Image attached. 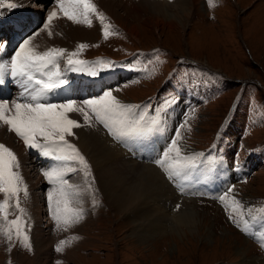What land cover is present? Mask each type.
I'll return each mask as SVG.
<instances>
[{"label": "rangeland", "instance_id": "rangeland-1", "mask_svg": "<svg viewBox=\"0 0 264 264\" xmlns=\"http://www.w3.org/2000/svg\"><path fill=\"white\" fill-rule=\"evenodd\" d=\"M199 1L201 15L190 17V23L184 29L178 27L172 30L165 25L156 29L141 25L137 38L114 19L106 17L102 10L104 7L97 3L96 8L100 7L97 11L103 13L105 19L101 22L95 14L90 17L97 26L95 36L66 46L67 52H73L80 44L86 45L76 58L87 61L89 68L99 69L98 73L103 71L102 64L109 65L110 61L119 59L112 61L113 65L108 67L117 72L108 79L109 84L102 92L113 89V95L122 103L139 105L140 108L134 109V112L136 118L144 116L143 124L157 122L148 137L130 141L129 147L116 141L94 117L91 125L86 122L81 124L83 133L97 134L110 150L121 154L126 168H141L145 185L154 183L150 198H145L130 211L137 218L139 230L143 227L147 230L146 221L153 219L171 226L178 216L172 214L179 208H185L187 203L193 204L199 229L194 234L184 229L187 232L184 235L171 230L143 240L130 237L131 225L126 214L112 216L105 210L100 183L83 151L92 176L87 178V183L82 173H71L66 179L74 185L72 202H76L77 208L74 205L72 208L83 209L85 215L78 223L72 222L65 231L64 224L57 226L53 219L48 192L54 186L43 175L44 170H49L57 162L42 164L39 152L23 151L17 158L19 167L14 169L20 173L17 185L20 191L7 197L8 204L0 212V264L36 261L37 250L29 233L36 228H40L45 237L44 245L48 251L42 261L37 260L38 264H241L244 254L264 258V0ZM34 5L38 6L35 2L24 4L20 10H2L0 42L7 38V42H15L14 48L11 44L10 48L9 45L5 47V41L2 44L3 49L8 48L12 55L22 40L33 33L47 34L46 39L50 41L63 39L67 42L66 30L74 25L59 12L55 0L40 4L37 12L32 11ZM54 8L58 17L51 22L49 30L52 36L49 38L48 30H40ZM26 20L31 24L37 23L30 30L23 24ZM6 21L9 27L4 32L2 24ZM105 24L111 25L112 34L107 40L103 35ZM14 25L18 26L21 35L12 38L8 34H11L9 31ZM41 35L34 38H41ZM65 63L66 60L60 61L62 71L68 67ZM81 72L88 74L87 70ZM6 79V86L13 82L9 75ZM240 81L242 84L238 83ZM245 81L247 83L243 85ZM236 93L238 105L229 114L231 116L221 131L222 117ZM52 94L49 99L56 100L58 90ZM14 95L11 86V94L6 99H17ZM172 105L174 110H168V106ZM153 108L162 112L151 120L149 112ZM144 112L147 114L144 115ZM80 117L78 114L77 119ZM177 131L180 133L178 143L198 150L179 145L182 155L204 154L199 157L198 168L189 180L183 182V186L178 180L170 181L155 163L170 145V140L177 139ZM217 135L220 136L218 142L215 140ZM0 144L17 155L15 139L11 144L7 141ZM213 144L217 152L210 150ZM100 152L105 159L109 157L107 151ZM30 164L36 165L32 171ZM208 177H213L212 181ZM174 184H178V190ZM230 186L232 191L228 192ZM225 193V199L220 200ZM5 199V193L0 192V204ZM233 199L238 203L233 204ZM154 200L160 201L166 211L152 215L150 206ZM149 201L148 214L144 206H148ZM38 204L42 211L40 218L37 216ZM92 207L94 210L102 207L99 214L104 216L102 226L106 228L98 231L87 226L93 231L82 232L81 224L89 218L91 221L94 219ZM17 220L18 225L11 224V221ZM52 224L56 226L53 228ZM9 234L11 240L8 239ZM25 235L27 241L23 240ZM83 235L87 237L85 240ZM61 240L65 241L63 251L57 252L55 249ZM19 255L25 259H19Z\"/></svg>", "mask_w": 264, "mask_h": 264}, {"label": "snow or ice", "instance_id": "snow-or-ice-1", "mask_svg": "<svg viewBox=\"0 0 264 264\" xmlns=\"http://www.w3.org/2000/svg\"><path fill=\"white\" fill-rule=\"evenodd\" d=\"M55 4L59 12L73 24L92 27L93 21L90 17L93 14L101 22L105 19L103 13L97 11L92 0H55ZM17 7L18 5L11 0H0V16L4 14L3 9L13 10ZM57 17L58 11L54 8L48 13L47 23H44L40 31L48 30V35L51 36L50 25ZM38 34L22 40L8 65L0 63V86L5 84V77L9 75L13 82L23 88L19 99H12L10 102L8 99H0V122L8 126V130L14 132L28 149L37 150L41 156L57 162L49 170H44L43 175L54 186L48 192L53 219L57 226L63 222L66 231L72 222L78 223L85 215L83 209L70 207L75 194L72 191L74 185L69 183L66 177L71 173H82L87 181V178L92 176L89 162L68 139L75 135L73 130L81 126L76 119L70 118L69 114L81 115L83 121L89 125L92 124L94 117L96 122L103 125L109 134L122 144L148 137L154 131L157 122L143 124L144 116L139 115V118H136L134 112V109L140 106L122 103L113 95L112 90H105L100 96L86 99L81 104L73 99L50 102L49 95L69 83L64 71L61 70L62 59L66 60L70 71L87 70L95 77L99 69L89 68L87 61L76 58L79 51L86 47L84 44H80L73 52L57 47L37 51L38 46H33V39ZM111 34V25L105 24L104 38L107 40ZM4 44L6 45V42ZM107 66H111V62ZM176 137L177 139L171 140L168 148L155 163L163 169L170 181L178 180L183 186V182L189 180L193 171L198 168L199 157L204 154L182 155L178 143L179 131L176 132ZM18 167L17 156L8 147L0 144V192L6 195L4 203L0 204V212H3L5 205L8 204L7 197L20 191L17 186L21 179L20 173L14 171ZM231 191L230 186L228 192ZM226 195L227 193L221 196L220 200H224ZM237 203L233 199V204ZM11 224L18 225V220L11 221ZM17 235H20L19 230ZM8 239L11 240L10 234ZM27 239L26 235L23 236L24 241ZM64 244L65 241L61 240L55 250L63 251Z\"/></svg>", "mask_w": 264, "mask_h": 264}, {"label": "bare ground", "instance_id": "bare-ground-1", "mask_svg": "<svg viewBox=\"0 0 264 264\" xmlns=\"http://www.w3.org/2000/svg\"><path fill=\"white\" fill-rule=\"evenodd\" d=\"M47 1H49V0H11V2H14L18 5V7L16 8L18 10L24 8V4H26V5H28L29 3L34 4L36 2L38 4V6H40V4H45V2H47ZM93 2L95 5H97V3H98V5L100 4L101 6H103L104 8L103 9L101 8V9L103 10V13L105 14V16L109 17L111 19H114V21L120 27H122L124 30H126L132 36H134V38L135 37L137 38L136 34L138 33V30L141 29L140 28L141 25H146L148 27L156 28V29H158L160 26H163V25L167 26L169 29H172V30H174L178 27L184 29L185 26L190 23L189 22L190 17H193L194 15H201L199 12H201V10H202L201 7L199 6V4H200L199 0H163V1H161V0H95ZM38 6L34 5L33 6L34 8L32 9V11L37 12L40 8ZM97 8H100V7H97ZM52 10L53 9H51V11ZM142 15L144 17H142ZM195 17H198V16H195ZM92 19H93V17H92ZM52 23H53V21H52ZM73 25L74 26H68V29L66 30V34L68 36V39L66 40L67 42L63 41V39H53L50 41V40L46 39L45 35H47V34L44 35L41 32V33H39V34H42L41 38L37 37V38L33 39V46H38L37 51H44V50L46 51V49L51 48V47L67 49L66 46L69 47L70 45L75 44V42L78 40H82V39L87 40V38L91 39V37L93 38V36H95L94 32L96 30L95 27L97 28V26H96V23L94 21H93L92 27H88L87 25H84V24H80V25L73 24ZM7 27H9V24L6 21V22H4V24H2V30L4 32H6ZM95 34H96V32H95ZM33 36H34V33L31 37H33ZM48 37L50 38L49 35H48ZM3 42H0V63L8 65L10 63V59L13 55L11 54V51L8 50V48H5L6 45H9V44L6 43V45H4L5 47L3 49V46H2ZM9 48H10V45H9ZM77 72L78 71L74 72V71L68 70V67H66V69L64 71L65 76L66 75H73L75 77L73 81L84 80L85 77L82 76L81 74H78ZM125 72L130 73L128 71H124V73ZM6 77H7V75H6ZM6 77H5V84L0 86V99L2 97L5 98L8 96V94L10 93V90H11V86H12V88H14L15 98L19 99L20 94L23 92V88L15 82H11V86H9V84L6 86V83H7ZM67 80L69 81V83L67 85H65L63 88L58 89V94L56 96V100L49 99L50 102H64L68 99H73V100L77 101V103L78 102L80 103L79 98H78L79 94L76 93L75 88H74V82L69 78H67ZM111 90L114 93L115 90H113V89H111ZM25 95H27V94L25 93ZM11 100L12 99H9V102ZM174 107H175L174 105L168 106V110L169 109L171 110ZM161 112L162 111L159 108H153L149 112V113H151V117L149 119H151V120L155 119L157 116H159V114H161ZM146 114L147 113L144 112V115H146ZM69 115H70V118L76 119L80 124H82L84 122L82 116L79 119H77L78 114H76V113H72ZM150 124H152V123H150ZM0 130H1V133H0V142L1 143H4L5 141H7L11 144L12 142H14V139L16 140L17 147H15L14 150L17 153L16 156L18 159L22 155L23 151H24V153H25V151H29V152L30 151L31 152L36 151V152H38L37 150H34V149H28L24 145L23 141L21 139H19L15 135L14 132L9 131L8 126L4 125L3 123L0 127ZM73 131H74L75 135L73 137H69L68 139L70 142L72 141L77 146V148L80 150L81 154L83 153V151H85L86 157L90 161L91 167L94 169L93 171L96 175L97 181H98V183H100V186H101L100 188L102 191L105 210H107L108 212H111L112 216L117 215V214L119 215L122 213L126 214L127 219H128L127 222L131 225V229L129 231L130 237L136 236L138 238V240H140V239L143 240V239H147V238L151 239L155 235L161 236L162 234L166 233L167 231L170 232L171 230H174L177 234L184 235V234H187V232H185L184 229H186L191 234L192 233L194 234L199 229L200 223L198 222V218L196 217V213H195L193 204L187 205L188 204L187 203L186 207L189 206V208H186V207L185 208L184 207L179 208L177 210L178 212H175L174 214H172L173 216H176V215H178V216L175 218V221L173 224H171V226H167L165 223H162L163 221L160 222V221H157L156 219H153L151 222L146 221L147 230L145 227H143L142 230H139V224H138L137 218L134 215H132L130 213V211H132L133 209H136V205L140 202H143V200L145 198H150L149 195L151 194V192L154 189V187H152L154 185V183L153 184L149 183V186L145 185V183L143 182L144 179L142 180V178H141V176L143 174L141 168H138L136 166L135 167L132 166V167H127L128 168L127 169L125 167L126 165H124V163H123L124 161L122 160V155L119 154L118 152H116V150H114V149L110 150L108 148L109 146L107 145V143H105L97 134H95V133L87 134L86 132L83 133L82 126L75 128ZM10 134H12L13 137ZM162 143L163 142H161V144ZM13 144H15V143H13ZM179 145L186 147L184 143H179ZM214 147L215 146L213 144L211 146L210 150L215 151L216 147L215 148ZM186 148H188L190 150H197V149L190 147V146H187ZM100 151H107L108 152L107 154L109 155V157L107 159H105L102 156L103 152H100ZM215 152H217V151H215ZM160 153H162V152H160ZM189 156H191V154ZM40 157H41V159H43L42 164H43V162H47V161L53 162V160H51L50 158H46L43 156H40ZM35 166L36 165H33V164L31 165V171H32V169H34ZM53 166H55V165H53ZM47 168H48V166H47ZM235 171H239V170L235 169ZM81 175H83V174H81ZM213 176H218V175H213ZM78 178H76V179H78ZM151 178H152V176H151ZM208 179H210L212 181L213 177L212 178L208 177ZM91 182H93V181H91ZM81 183H82V181H81ZM86 183H87V181H86ZM174 185L176 186V189L178 190L179 189L178 184H174ZM206 189H208V187H206ZM87 191H89V190H87ZM89 192L91 193V191H89ZM164 192H166V191H164ZM86 195H87V193H86ZM163 196H165V195H163ZM88 200H90V199H88ZM160 201H161V199H160ZM160 201L154 200V201H152V203H153L152 205H151V201H149V203H148L149 205L144 206V208H145L144 210H146L148 213L149 212V206L151 205L150 210L153 213L152 215L156 216V214H160L162 212H165L166 211V209H164L165 206L164 205L161 206ZM73 202L70 204V207H72L74 205L77 208V205H75L76 202L74 204H73ZM185 203H186V201H185ZM94 207L91 208V212H93ZM105 210L103 209L104 213H105ZM94 211H95V214L93 216V218H94L93 221H91L89 218L86 222H83L81 224V226H82L81 231L82 232L83 231H85V232L93 231L91 228L89 229V227L86 228L87 226H92V227L96 228L97 230L100 229L102 231L104 230V228H106V226L105 227L102 226V219L104 218V216L99 214L102 211V207H98ZM40 212H42V211H41V208L39 205L37 207L38 218H40L39 217ZM144 214H146V213H144ZM37 222H39V219ZM61 223H63V222H61ZM51 226L54 228L56 225L52 224ZM38 230L41 231L40 228H38ZM79 235H81V234H79ZM86 238H87L86 235H83V239L85 240ZM83 239L82 240L79 239V240L84 242ZM44 240H45V237H43L41 232L38 235H35V237H34L33 242H34L36 250H37L36 258L38 261H42L43 258H45L44 255H46L48 253V251L46 250L45 245H44ZM136 241H137V239H136ZM139 243H141V242H139ZM238 251H239V249H238ZM26 258H29V257H26ZM19 259H25V257L19 255ZM37 260L33 261V262L31 260H29V262L22 260V264H38L39 262ZM241 260H242L240 262L241 264H264V258H262L261 256L260 257H258V256H253V257L248 256L247 257V255L244 254Z\"/></svg>", "mask_w": 264, "mask_h": 264}, {"label": "crops", "instance_id": "crops-1", "mask_svg": "<svg viewBox=\"0 0 264 264\" xmlns=\"http://www.w3.org/2000/svg\"><path fill=\"white\" fill-rule=\"evenodd\" d=\"M29 233H30L32 240L34 241L35 235H38L40 233V231L38 230V228H36L34 231H30Z\"/></svg>", "mask_w": 264, "mask_h": 264}, {"label": "trees", "instance_id": "trees-1", "mask_svg": "<svg viewBox=\"0 0 264 264\" xmlns=\"http://www.w3.org/2000/svg\"><path fill=\"white\" fill-rule=\"evenodd\" d=\"M234 96H235V95H233V98H234ZM233 98H232V100H233ZM232 100H231V101H232ZM228 107H229V105H228ZM228 107H227V109H228Z\"/></svg>", "mask_w": 264, "mask_h": 264}]
</instances>
